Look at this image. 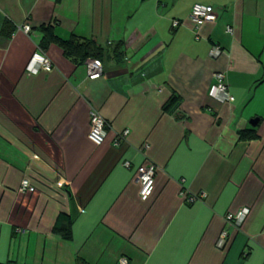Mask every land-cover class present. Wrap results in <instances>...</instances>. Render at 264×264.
Returning a JSON list of instances; mask_svg holds the SVG:
<instances>
[{"label":"crops","instance_id":"obj_1","mask_svg":"<svg viewBox=\"0 0 264 264\" xmlns=\"http://www.w3.org/2000/svg\"><path fill=\"white\" fill-rule=\"evenodd\" d=\"M195 4L217 16L199 39ZM6 20L16 31L0 35V264H264V0H0V32ZM42 27L95 41L103 75L90 79L57 44L44 51L52 70L29 73ZM216 72L230 104L209 96ZM94 110L109 124L100 146ZM147 162L157 173L143 201ZM183 190L203 198L186 203ZM242 208L246 219L228 223ZM61 214L72 241L53 232Z\"/></svg>","mask_w":264,"mask_h":264},{"label":"built area","instance_id":"obj_2","mask_svg":"<svg viewBox=\"0 0 264 264\" xmlns=\"http://www.w3.org/2000/svg\"><path fill=\"white\" fill-rule=\"evenodd\" d=\"M190 18L194 24V30L196 31L197 39H199V31L208 23H215L217 21V16L214 13L212 6L195 4L191 10ZM182 25L180 21H173V29L178 28ZM26 33H30L32 28L29 24H25L20 28ZM231 28H228V32H232ZM223 51L220 46H214L211 50L212 57H219L222 55ZM88 77L92 80L100 78L104 73L103 62L98 59H88L86 61ZM53 68L52 62L46 56L45 52L40 48L31 58L27 71L31 74H38L41 71H51ZM209 96L219 103L226 104L232 103L234 97L229 92V87L226 83V76L223 72H216L213 75V81L209 88ZM109 128L108 122L105 118L97 111H92L90 113V132L89 139L92 143L97 146L102 145L107 136V131ZM129 136V130L123 131L114 141L116 146H119L122 141H126ZM125 166L128 168L129 163L127 162ZM157 173V167L152 162H147L144 167L141 168L137 175V182L140 186V198L143 201L150 199L154 192L155 188V177ZM22 191L25 190H34V187L30 184L29 180H24L22 182ZM143 193V195H141ZM181 196L186 203H193L198 199L203 198V195L200 196H190L186 191L181 192ZM249 208H242L234 213H229L226 217L228 223H234L240 225L246 217L249 215ZM227 239V234L224 232L221 235L219 247H222L224 242ZM123 264H127L126 260L122 261Z\"/></svg>","mask_w":264,"mask_h":264},{"label":"trees","instance_id":"obj_3","mask_svg":"<svg viewBox=\"0 0 264 264\" xmlns=\"http://www.w3.org/2000/svg\"><path fill=\"white\" fill-rule=\"evenodd\" d=\"M15 31V26L9 20H6L4 22L0 35L9 37ZM40 31L43 33V38L39 46L43 51L47 50L50 45L57 44L63 49L64 54L67 57L77 59L80 62H86L88 59H98L100 61L103 60V57L105 55L104 49L93 40H84L76 36H72L68 40H63L61 38H58L55 35L53 29L50 27H42ZM175 104L176 100L173 99L165 107L167 110H169ZM255 137L256 135L253 131H243L240 133L241 139H252ZM53 232L63 240L72 241L73 220L71 219V217L61 214L58 217V220L53 228Z\"/></svg>","mask_w":264,"mask_h":264},{"label":"clouds","instance_id":"obj_4","mask_svg":"<svg viewBox=\"0 0 264 264\" xmlns=\"http://www.w3.org/2000/svg\"><path fill=\"white\" fill-rule=\"evenodd\" d=\"M141 195H143V193Z\"/></svg>","mask_w":264,"mask_h":264}]
</instances>
